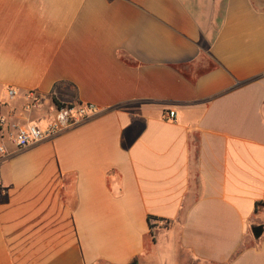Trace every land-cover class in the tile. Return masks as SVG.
I'll use <instances>...</instances> for the list:
<instances>
[{
    "label": "crops",
    "instance_id": "crops-1",
    "mask_svg": "<svg viewBox=\"0 0 264 264\" xmlns=\"http://www.w3.org/2000/svg\"><path fill=\"white\" fill-rule=\"evenodd\" d=\"M0 121V264H264V0H0Z\"/></svg>",
    "mask_w": 264,
    "mask_h": 264
},
{
    "label": "built area",
    "instance_id": "built-area-1",
    "mask_svg": "<svg viewBox=\"0 0 264 264\" xmlns=\"http://www.w3.org/2000/svg\"><path fill=\"white\" fill-rule=\"evenodd\" d=\"M7 95L12 98L15 95V90L7 89ZM28 103L25 105V110H31L40 104V97L30 92L27 97ZM96 113L94 104H74L66 105L62 108L55 109L53 120L47 125L46 129L42 130L36 125H26L16 129L13 136V143L16 148L22 149L30 145L36 144L45 138L52 137L61 131L70 129L79 122L92 117ZM175 117L173 111H169L166 115L168 120ZM1 124V121H0ZM6 153L5 147L0 145V157Z\"/></svg>",
    "mask_w": 264,
    "mask_h": 264
},
{
    "label": "water",
    "instance_id": "water-1",
    "mask_svg": "<svg viewBox=\"0 0 264 264\" xmlns=\"http://www.w3.org/2000/svg\"><path fill=\"white\" fill-rule=\"evenodd\" d=\"M262 231H264V228L261 225L252 227V233L256 238L260 237Z\"/></svg>",
    "mask_w": 264,
    "mask_h": 264
},
{
    "label": "trees",
    "instance_id": "trees-1",
    "mask_svg": "<svg viewBox=\"0 0 264 264\" xmlns=\"http://www.w3.org/2000/svg\"><path fill=\"white\" fill-rule=\"evenodd\" d=\"M53 103H54V105H55L56 108H62V107H64V106H66V105H64V104H61V103L57 102V101L54 100V99H53ZM258 204H259V203H256V205H258ZM151 219H155V218H152V217H149V218H148L149 221H150ZM150 227H151V224H150Z\"/></svg>",
    "mask_w": 264,
    "mask_h": 264
}]
</instances>
